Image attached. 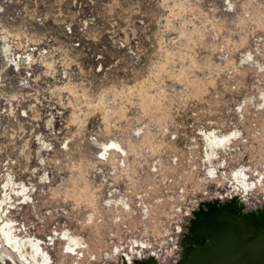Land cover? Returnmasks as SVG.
Segmentation results:
<instances>
[{
    "label": "rangeland",
    "instance_id": "374dc122",
    "mask_svg": "<svg viewBox=\"0 0 264 264\" xmlns=\"http://www.w3.org/2000/svg\"><path fill=\"white\" fill-rule=\"evenodd\" d=\"M171 1L0 0L3 208L39 238L62 227L85 238L77 255L54 241L50 264L132 263L138 250L175 264L199 206L237 197L241 212L260 211L264 0H179V13ZM29 46L14 72L11 52ZM211 130L238 133L206 156ZM111 139L127 153L100 151ZM240 168L254 182L245 193L231 177Z\"/></svg>",
    "mask_w": 264,
    "mask_h": 264
},
{
    "label": "bare ground",
    "instance_id": "6f19581e",
    "mask_svg": "<svg viewBox=\"0 0 264 264\" xmlns=\"http://www.w3.org/2000/svg\"><path fill=\"white\" fill-rule=\"evenodd\" d=\"M168 1V0H167ZM171 3H172V5H173V7H176L177 8V13H179L180 12V10H181V3L179 2V0L177 1V0H172L171 1ZM173 7H171V8H173ZM173 11H175V9H173ZM172 12V11H171ZM174 13V12H173ZM176 13V12H175ZM185 29V28H184ZM183 30V29H182ZM188 30V29H187ZM3 31V30H2ZM179 32V31H178ZM2 33V32H1ZM7 33V32H6ZM189 33V32H188ZM181 34V33H180ZM183 34L186 36V34L187 33H185V31L183 32ZM1 36H2V34H1ZM3 36H4V32H3ZM2 36V37H3ZM191 37V36H190ZM4 39V38H3ZM7 42V41H6ZM11 42V41H10ZM179 43V42H178ZM7 45H8V43H6ZM5 42H4V44L2 43V50L4 51V53H6V55H8L7 54V51H6V48H5ZM10 44V43H9ZM29 45V44H28ZM13 46V45H12ZM14 46H15V43H14ZM13 46V47H14ZM26 46V45H25ZM32 46V45H31ZM78 46V45H77ZM9 47V46H8ZM7 47V48H8ZM10 48V47H9ZM12 48V47H11ZM16 48H17V46H16ZM25 48V47H24ZM27 50H25V51H23V52H21L20 51V49H19V51L20 52H17L18 51V49H17V51H12L11 52V54H10V56H9V59H10V61H9V63L11 62L12 63V65H9L8 63H7V61L9 60H6L5 59V62L7 63V65H9V66H11V68H12V66H17L18 65V63L20 64V61H24V62H26L27 63V61L30 59V56H32V52H34L35 51V48L34 47H28V48H26ZM7 50H9V49H7ZM14 50H15V48H14ZM22 50V49H21ZM24 50V49H23ZM10 52V51H9ZM41 52V51H40ZM166 53V52H165ZM35 54V53H34ZM39 54V53H38ZM36 55H37V53H36ZM247 56V55H246ZM245 56V57H246ZM6 58V57H5ZM32 59H34V56H33V58ZM31 60V59H30ZM29 60V61H30ZM35 61V60H34ZM33 61V63H35ZM10 63V64H11ZM31 63H32V61H31ZM153 64V63H152ZM6 65V66H7ZM23 65H26V64H24L23 63ZM27 65H28V63H27ZM34 65V64H33ZM9 66H7L8 68H9ZM29 66V65H28ZM31 66V65H30ZM21 67V66H20ZM7 68V69H8ZM19 68V67H18ZM22 68H25L24 66L22 67ZM153 68L155 69V70H157V68L158 67H156L155 68V66H153ZM13 69V68H12ZM16 69V68H15ZM15 69H13V70H15ZM21 69V68H20ZM19 69V70H20ZM31 69V68H30ZM29 69V70H30ZM159 69V68H158ZM8 70H10V69H8ZM7 70V71H8ZM17 70V69H16ZM21 70H23V69H21ZM27 69H25V71H26ZM11 71V70H10ZM10 71H8V73L10 72ZM25 71H24V73H25ZM33 71V70H32ZM159 71V70H158ZM13 72V71H12ZM14 72H18V70L17 71H14ZM12 73V74H15V73ZM27 72H28V70H27ZM155 72V71H154ZM32 73V72H31ZM9 74H11V73H9ZM23 74V73H22ZM30 74V73H29ZM31 75V74H30ZM29 75V76H30ZM178 75V74H177ZM13 76V75H12ZM23 76H24V74H23ZM25 76H26V73H25ZM27 77V76H26ZM153 77V76H152ZM24 78V77H23ZM30 78V77H29ZM28 77L26 78V79H29ZM25 79V78H24ZM25 79V80H26ZM150 80V79H149ZM151 83V82H150ZM139 84H141V83H139ZM138 84V85H139ZM151 85V84H150ZM71 86V85H70ZM148 86V85H147ZM149 87V86H148ZM148 87H146V85L145 86H141L140 87V89H139V87H138V89H139V92L141 93V97H142V99H143V101H144V105L145 104H147L148 102H150L151 100H152V98H151V96H149L148 95V90H147V88ZM128 88V87H127ZM126 88V89H127ZM130 89V88H129ZM129 89H127V90H129ZM122 90V89H121ZM137 90V89H136ZM138 93V92H137ZM117 94V93H116ZM132 94V93H131ZM86 95V94H85ZM124 95H125V93H124ZM137 95V94H136ZM263 95V94H262ZM115 96V95H114ZM119 96H122L121 94L120 95H118V97ZM264 96V95H263ZM117 97V96H116ZM103 98V97H102ZM154 98V97H153ZM264 98V97H263ZM120 99H121V97H120ZM96 100V99H95ZM102 100H104V99H102ZM127 100H129V99H127ZM141 100V99H140ZM146 102V103H145ZM101 103V102H100ZM106 104V103H105ZM103 102H102V104H101V106H103V105H105ZM141 104V103H140ZM149 104V103H148ZM97 105V104H96ZM143 105V106H144ZM124 106V105H123ZM147 106V105H146ZM120 107V106H119ZM119 107H118V109H119ZM110 108V107H109ZM116 108V107H115ZM107 109V108H106ZM114 109V108H113ZM114 111V110H113ZM73 112V111H72ZM74 114V113H73ZM71 115V114H70ZM75 115V114H74ZM71 116H73V115H71ZM106 116V115H105ZM77 117V116H76ZM73 118H74V116H73ZM74 120V119H73ZM136 129V128H135ZM235 130V129H234ZM237 130V129H236ZM236 132L237 131H229V132H227V133H220V134H217V133H215L213 130H211V131H209V132H207V133H204V137H205V154H206V156H210V155H212V153H213V148L211 147L212 145H213V147H214V145H225V143L226 142H228V141H231V137H234L235 135H236ZM238 133V132H237ZM238 135V134H237ZM122 140V139H121ZM100 142V141H99ZM124 143V142H123ZM131 143V142H130ZM85 145V144H84ZM133 145V144H132ZM82 147V146H81ZM109 148V147H111L112 149H114L115 151H117V152H119V153H123V154H126L127 153V151H125L126 149H124V147L122 146V144H120V142L119 141H117L116 139L115 140H112L111 139V141L109 140L108 141V143L106 142H104V144H102V149L103 150H100V151H104V150H106V148ZM133 149V148H132ZM111 150V149H110ZM99 151V150H98ZM107 152V151H106ZM215 152V151H214ZM101 153H103V152H101ZM118 153V154H119ZM97 155V154H96ZM103 155V154H102ZM114 155V154H113ZM116 155V154H115ZM100 156H101V154H100ZM99 156V157H100ZM101 158V157H100ZM211 158V157H210ZM81 166V165H80ZM244 169H245V167H243ZM242 168V169H243ZM212 169H214V168H212ZM241 168H240V170H235V171H233L232 172V179L234 180H232L233 182H234V186L236 187V188H238L239 190H241V193L242 192H246L247 190H248V188L249 187H251L252 185H254V182H252V181H247V179H246V173L245 172H243V170H242ZM210 170V169H209ZM208 170V172L209 173H212V171H209ZM207 172V173H208ZM215 172V171H214ZM83 177V176H82ZM46 178V177H45ZM74 180V179H73ZM75 182V181H74ZM4 184V183H3ZM8 184L10 185V186H13V185H15V184H17L16 185V187H12V191L11 192H13V193H20L21 195H22V197H23V199H22V201L24 202V203H28L30 200H31V198H30V196L27 194V193H25V186L26 185H24V183L23 182H19V183H14L12 180L11 181H7L6 183H5V185L4 186H8ZM85 184V183H84ZM232 185V186H233ZM10 186H8V187H10ZM78 186V185H77ZM231 186V185H230ZM233 186V187H234ZM74 187V186H73ZM235 187H234V189H235ZM33 189V188H32ZM31 189V190H32ZM85 188H83L81 191L82 192H80V193H78L77 194V196H79L80 197V199H81V197H85V190H84ZM87 190V189H86ZM243 193V194H244ZM11 194L12 193H10V194H7V195H3V197H0V264H50L51 263V259H50V255H49V252L46 250V248H48V246H50V245H53L54 244V241H64L62 244H63V249L65 250V252H70V253H73V254H78L79 252L77 251V249H85V245H84V243H85V238L83 237V235L82 236H78V235H76V234H74V233H72V232H70L68 229H63V230H60V229H62V228H60L59 229V231H57V230H49V233H45L46 235H45V237H42V236H40V237H42V238H39L38 236H36V234H32V231H29L30 229H32L31 227H26V225H24V224H26V223H24L23 225L21 224V223H19L18 222V224H21L19 227H17L18 226V224H16V222H15V218H14V216H12L13 214H12V211H10L9 209H8V213H7V207H8V205H6V201H8V200H10V198L12 197L11 196ZM70 195V194H69ZM20 196V195H19ZM241 196V195H240ZM20 198V197H19ZM242 198V197H241ZM240 198V199H241ZM18 199V198H17ZM238 200V202H236L239 206H240V208L243 206V202L241 201V200H239V198L237 199V197L236 198H234V200ZM249 199V198H248ZM257 199H259V204L261 203L262 205L260 206L259 205V210L260 211H262V212H264V203H263V201H264V197H260L259 196V198H257ZM229 200V199H228ZM19 202V201H18ZM31 202V201H30ZM12 203V202H11ZM126 204V203H125ZM3 205H6L7 207L6 208H3ZM126 206V205H125ZM252 206V205H251ZM11 206H9V208H10ZM200 207V206H199ZM254 207V206H253ZM12 208V207H11ZM10 208V209H11ZM243 208V207H242ZM241 208V209H242ZM255 208V207H254ZM6 209V210H5ZM246 211L248 210V209H245ZM244 210V211H245ZM4 211H6V213H4ZM195 211V210H194ZM243 211V210H242ZM243 211V213H245ZM254 212H256V210L254 211ZM259 212V211H258ZM247 213V212H246ZM10 214H12V215H10ZM93 214L94 213H92V212H90V213H88V218H87V220L88 221H91L92 220V217H93ZM36 216V215H35ZM22 219V218H21ZM28 219V218H27ZM27 222V221H26ZM49 225V224H48ZM56 225V224H55ZM62 226V225H61ZM50 227V226H49ZM30 228V229H29ZM55 228V227H54ZM178 229H179V227H178ZM177 229V230H178ZM48 232V231H47ZM178 235H179V233H178ZM178 241H180V240H178ZM177 248H180V245L179 246H177ZM127 250H129V248L127 249ZM142 251H137V253L139 254V256H140V258L141 259H143V258H152L153 259V261H154V263L155 264H158V261H157V256H156V252H154V251H150L149 252V250H147V252H149L148 253V255H142V253H141ZM123 255H122V258H121V261H120V263H119V261H118V263L119 264H123V263H125V264H131L130 263V260H131V257H129V255H128V253H122ZM136 260H139V259H136Z\"/></svg>",
    "mask_w": 264,
    "mask_h": 264
},
{
    "label": "water",
    "instance_id": "95a60500",
    "mask_svg": "<svg viewBox=\"0 0 264 264\" xmlns=\"http://www.w3.org/2000/svg\"><path fill=\"white\" fill-rule=\"evenodd\" d=\"M175 264H264V212L243 213L234 199L193 211ZM125 264V263H123ZM131 264H155L152 258Z\"/></svg>",
    "mask_w": 264,
    "mask_h": 264
}]
</instances>
